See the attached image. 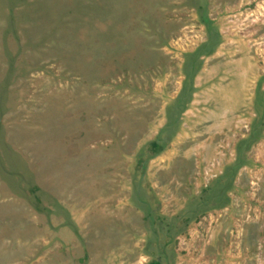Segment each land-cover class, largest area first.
<instances>
[{
    "label": "rangeland",
    "instance_id": "374dc122",
    "mask_svg": "<svg viewBox=\"0 0 264 264\" xmlns=\"http://www.w3.org/2000/svg\"><path fill=\"white\" fill-rule=\"evenodd\" d=\"M154 259L264 264V0H0V264Z\"/></svg>",
    "mask_w": 264,
    "mask_h": 264
},
{
    "label": "trees",
    "instance_id": "16d2710c",
    "mask_svg": "<svg viewBox=\"0 0 264 264\" xmlns=\"http://www.w3.org/2000/svg\"><path fill=\"white\" fill-rule=\"evenodd\" d=\"M151 145L154 147V153L158 152V149L160 150L161 147L156 143V142H153L151 143ZM220 183V181L217 182V185ZM216 187V185H215ZM224 195V193H223ZM224 198V197H223ZM149 212H148V215L150 216L151 215V209H148ZM153 211V210H152ZM161 218V217H160ZM149 264H163L162 261L158 260V259H154L152 260Z\"/></svg>",
    "mask_w": 264,
    "mask_h": 264
}]
</instances>
